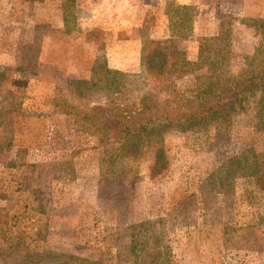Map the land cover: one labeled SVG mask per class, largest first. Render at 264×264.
Masks as SVG:
<instances>
[{
    "label": "rangeland",
    "instance_id": "rangeland-1",
    "mask_svg": "<svg viewBox=\"0 0 264 264\" xmlns=\"http://www.w3.org/2000/svg\"><path fill=\"white\" fill-rule=\"evenodd\" d=\"M70 5L0 0V215L19 250L83 264H264V182L252 168L264 158L260 90L225 131L166 132L134 161L107 163L78 117L99 104L190 98L209 69H258L264 0H74L66 32ZM148 40L215 65L161 92L140 66ZM103 63L124 73L116 95ZM73 80L95 86L79 98ZM160 146L168 165L157 171Z\"/></svg>",
    "mask_w": 264,
    "mask_h": 264
},
{
    "label": "trees",
    "instance_id": "trees-1",
    "mask_svg": "<svg viewBox=\"0 0 264 264\" xmlns=\"http://www.w3.org/2000/svg\"><path fill=\"white\" fill-rule=\"evenodd\" d=\"M23 2H42V0H22ZM71 4L69 9L62 10V20L66 32L74 26V0H64V5ZM70 24V25H69ZM71 26V27H70ZM264 31V25H262ZM197 63L187 59L182 51L173 46L170 40H148L142 43L140 66L146 78L157 82L161 92L174 88L175 82L188 76L196 68L204 65L214 67L215 62L208 57H201ZM208 65V66H207ZM106 87L113 94L119 92L118 83L124 73L110 70L103 63ZM199 68V70L201 69ZM216 69H209L207 75L198 76V91L190 98H181L160 102L153 98L141 101L137 106L120 109L117 105H96L87 113L78 114L81 131L95 135L104 148L107 163L117 160H137L143 157L146 144L153 140H161L163 134L170 131L199 132L215 127L225 131L232 123V116L239 110L247 97L260 90L264 98V60L259 68L242 71L236 75H222ZM108 77V78H107ZM95 84L84 80L71 82L72 94L81 98L87 97L88 91ZM85 87V88H84ZM174 90V89H173ZM71 92V91H70ZM173 96V94H172ZM156 100V101H153ZM1 123V122H0ZM168 165L162 146L158 147L154 156L152 169L161 171ZM252 168L256 174H262L264 182V158L253 159ZM8 219L0 215V235L5 237V246L0 249V264H83L81 258L69 253L37 252L19 250L15 238L7 227Z\"/></svg>",
    "mask_w": 264,
    "mask_h": 264
}]
</instances>
